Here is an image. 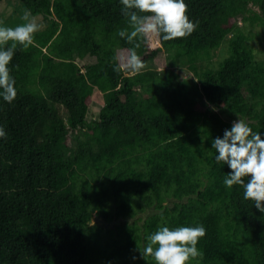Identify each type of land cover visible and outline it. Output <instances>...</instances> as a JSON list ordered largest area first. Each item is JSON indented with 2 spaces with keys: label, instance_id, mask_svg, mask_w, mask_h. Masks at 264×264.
Masks as SVG:
<instances>
[{
  "label": "trees",
  "instance_id": "16d2710c",
  "mask_svg": "<svg viewBox=\"0 0 264 264\" xmlns=\"http://www.w3.org/2000/svg\"><path fill=\"white\" fill-rule=\"evenodd\" d=\"M19 1L45 21L9 64L16 99L0 96V264H148L137 244L198 225L189 264H264V213L224 185L232 170L212 147L236 118L264 139V0H185L194 32L138 36L143 64L167 67L130 74L113 71L135 47L117 35L120 0Z\"/></svg>",
  "mask_w": 264,
  "mask_h": 264
},
{
  "label": "clouds",
  "instance_id": "9594fccd",
  "mask_svg": "<svg viewBox=\"0 0 264 264\" xmlns=\"http://www.w3.org/2000/svg\"><path fill=\"white\" fill-rule=\"evenodd\" d=\"M121 12L126 18L127 27L117 31V35L135 47L128 49L130 55L113 57V71L119 73L122 68L129 72H139L144 64L137 55L138 36L151 39L164 33L163 40L173 41L190 36L198 26L190 22L185 0H120ZM21 19L26 23L15 28L0 27V45H11L0 50V96L12 103L17 97L15 79L10 77L9 64L13 60L18 45L27 50L37 31L36 17L26 10ZM203 133L204 129H200ZM0 138L7 139L6 131L0 127ZM203 138V137H202ZM204 139V138H203ZM212 147L217 155V165L227 164L232 172L226 175L223 183L231 189L233 185L244 188V199L254 202V206L264 213V139L260 133H254L242 119L234 121L231 130L225 129L223 138H215ZM245 178L247 183H245ZM205 235L203 225L196 227H178L170 230L159 227L147 237L145 246L137 244L140 258L151 264H189L190 258L202 256L197 244ZM136 259V257H133Z\"/></svg>",
  "mask_w": 264,
  "mask_h": 264
},
{
  "label": "rangeland",
  "instance_id": "374dc122",
  "mask_svg": "<svg viewBox=\"0 0 264 264\" xmlns=\"http://www.w3.org/2000/svg\"><path fill=\"white\" fill-rule=\"evenodd\" d=\"M19 0H3L0 2V27H11L15 28L19 25L26 23L21 19L23 15L22 4L19 3ZM36 23L38 25V30L44 28V19L42 16H35ZM255 50L258 53V57L264 58V45L260 44L258 40H254ZM228 55L226 46H222L217 53L215 54V65L218 64V61L222 60L224 57ZM122 57H126V54H122ZM167 62L165 61V55L161 58L156 59L153 62H147L144 64V67H156L158 70H163L167 67ZM179 71L184 75L185 78L190 79L193 75L189 72L187 64L178 65ZM142 70V69H141ZM126 74H130L133 72H129L125 69ZM104 103L103 98L98 93H95L93 96L92 103L89 104V112H88V120H92L96 118L99 114V110ZM239 118H236L234 121H238ZM147 216L146 213H140L139 217L145 218ZM95 223V222H94ZM143 223V222H142Z\"/></svg>",
  "mask_w": 264,
  "mask_h": 264
},
{
  "label": "water",
  "instance_id": "95a60500",
  "mask_svg": "<svg viewBox=\"0 0 264 264\" xmlns=\"http://www.w3.org/2000/svg\"><path fill=\"white\" fill-rule=\"evenodd\" d=\"M126 70H127V69H126ZM139 215H140V214H139ZM139 215H137V217H138ZM130 220H132V219H130ZM94 222H99V223L105 225L106 227H112V226H114V224H116V223H121V222H122V218H120L119 220L115 219V220L110 224V223H107V222L105 221V219H104L102 216H100V217H94V219H93V223H94Z\"/></svg>",
  "mask_w": 264,
  "mask_h": 264
}]
</instances>
